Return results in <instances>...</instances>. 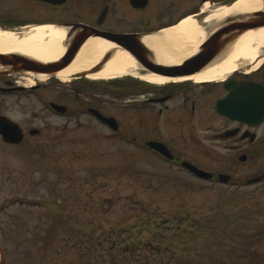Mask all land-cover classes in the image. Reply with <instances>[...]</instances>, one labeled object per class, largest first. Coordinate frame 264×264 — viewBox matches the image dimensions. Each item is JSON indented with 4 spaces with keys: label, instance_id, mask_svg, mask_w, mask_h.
<instances>
[{
    "label": "rangeland",
    "instance_id": "1",
    "mask_svg": "<svg viewBox=\"0 0 264 264\" xmlns=\"http://www.w3.org/2000/svg\"><path fill=\"white\" fill-rule=\"evenodd\" d=\"M23 75L28 79H16L25 85H44L6 99L12 107L7 113L42 136L29 148L0 146V206H6L0 213V264H264V180L236 186L232 180L192 178L122 141L88 139L91 129L104 130L84 115L67 122L46 105L59 99L80 111L85 96L98 94L101 107L122 127L145 130L146 120L158 118L152 132H171L169 140L174 133L194 132L199 141L185 143L184 154L213 172L260 174L264 145L245 150L244 160L236 152L229 157L207 122L166 127L169 112L131 108L125 101L130 87L87 89L75 97L68 79ZM189 83L202 93L201 84ZM149 241L162 248L155 250ZM119 246L125 252L120 261L115 258Z\"/></svg>",
    "mask_w": 264,
    "mask_h": 264
},
{
    "label": "flooded vegetation",
    "instance_id": "2",
    "mask_svg": "<svg viewBox=\"0 0 264 264\" xmlns=\"http://www.w3.org/2000/svg\"><path fill=\"white\" fill-rule=\"evenodd\" d=\"M206 1L209 2L211 8L204 12L202 6ZM231 1L232 0H0V27L15 31H22L26 26L43 23L64 27L67 31V39L64 44L68 47L71 45L76 33L84 29L86 39L98 36L114 45L109 51L110 57L117 48H121L122 43L117 39L118 35L140 39L148 33L159 30L164 24L177 21L181 16L187 13H195L197 19L202 21L206 15L216 9L217 4H227ZM257 28L260 27H255L254 29ZM144 58L142 57L141 61H157L150 51L145 53ZM257 59H262V62L255 68L247 70L248 67L252 66L253 62H258L255 61ZM141 61H136L138 64L136 73H150V69L144 66ZM101 63V66H99V64H94L70 76L67 83L74 88L73 92L75 97H78L80 92H87V89L100 90L111 88V86L115 84H126L130 87V90L128 93L129 97L125 99V101L129 103L128 105L131 108L140 111L144 110L143 112H151L152 109L155 110L159 107L156 111L157 114L161 113L163 110L166 113L169 112V114L165 115V119H163V123L166 127H170L169 125L172 126V124H175L177 128L184 125L192 127L194 125L200 126L202 123L207 122L204 124L205 127L208 129L212 128V134L215 137L214 141H218L219 145H222L229 152V157L231 152H236L238 153V159L241 160L243 156L246 159L247 153H245V150H254L264 145V118L260 123L251 124L232 119L231 116L236 117L239 115L238 111L234 113L231 112L230 115H227L223 114L218 107L219 100L225 98L230 91H233L235 85L253 83L264 88V48L255 59L251 61L241 60L234 73L228 74L224 78L201 84L200 86H203V88L200 92L202 93L198 92L197 94L195 93V88H190V81L155 85L135 77L132 72L122 78L116 79L93 80L89 78L88 75L92 73L91 71L102 68L104 63L103 65ZM25 73L27 72L12 71L0 73V98L2 100L0 116H5L13 120L7 113L8 109H12V107L8 106L6 99H11V97L17 99L18 96L24 93L32 94L34 90L44 85L41 82H35L28 86L16 79L17 77L20 79H28V77L23 75ZM227 84H230L231 87L228 88ZM205 99L209 101L207 106L206 104H201ZM84 101L86 105L80 106V111L70 108L59 99H48L46 108L49 109L52 115L67 118L65 120L67 122H70L68 118H77L84 115L91 124H96L101 130H104L102 132H94L95 128L91 129L92 132L88 134V139L94 138L101 141L104 136V139H107V141H122L123 143L129 144L134 150L142 154L144 153L161 163H165L169 167H174L177 171L183 172L192 178H196L189 169L182 166V162L186 161L200 167L193 158L184 154V149L182 148L185 143L189 144L198 140L194 132L189 133V135L181 134L179 137L174 133V139L169 140V137H172L171 132L162 133V136H159L158 132L160 131L152 132V128L156 125L155 123H157L158 118L157 120L156 118L153 119L151 122L143 118V116L140 117V121L145 119L148 124L145 130L135 127H122L119 120H117L112 113L104 111L103 107H101L104 101L100 98V95H87ZM51 102L64 104L67 110L63 113H57L49 107ZM230 107L241 109V106L238 105H231ZM99 114L111 120H105L99 117ZM173 115H178L174 123L173 120H169V117ZM183 115L184 117H182ZM13 121L19 125V122L15 119ZM67 122H65L63 128L68 125ZM18 129L22 132V140L18 143L8 141L0 134V146L2 148H19L20 146L29 148L30 146H34L38 138L42 136L40 129H35L33 127L22 128L20 125ZM158 129L161 130V128ZM176 133L178 135L180 134L179 132ZM98 134L102 136H98ZM178 139H181L182 142H179ZM149 142L162 143L167 148L171 157L162 155L159 151L149 146ZM226 155H228V153H226ZM211 172L215 177L214 182H218V174H226L230 176L231 179L234 180V184L237 185L238 181L242 182V180H246V182H251L257 177H262L264 170L261 171L260 174H255L252 177L246 175L236 176L234 173L226 171ZM263 180L264 178L262 177L259 182ZM239 186H241V184ZM5 211L6 206H0V213Z\"/></svg>",
    "mask_w": 264,
    "mask_h": 264
},
{
    "label": "bare ground",
    "instance_id": "3",
    "mask_svg": "<svg viewBox=\"0 0 264 264\" xmlns=\"http://www.w3.org/2000/svg\"><path fill=\"white\" fill-rule=\"evenodd\" d=\"M209 10V4H203V11ZM264 10V0H236L230 5H223L210 12L202 20V24L194 15H187L176 24L164 29L144 35L143 43L153 51L155 59L159 62L177 64L184 58L191 56L198 49L201 42L209 32L220 27L227 18L236 14L251 13ZM67 31L64 27H57L49 23L26 26L22 31L3 29L0 27V53H15L29 56L41 61L56 60L64 50L63 42ZM113 44L99 37H90L82 43L75 53L69 66L54 73L61 80L69 79L74 73L100 63L95 73L88 75L92 79L118 78L129 73L146 82L163 85L170 82L193 80L206 82L224 78L235 71L239 62L251 61L264 48V26L249 29L236 38L217 61L203 70L186 76H166L155 73L137 74L138 64L133 56L123 48L117 50L109 57ZM106 54V56H105ZM105 56V57H104ZM262 62L258 60L256 66ZM4 68L0 64V69ZM30 76L43 80L50 75L44 72L26 71Z\"/></svg>",
    "mask_w": 264,
    "mask_h": 264
},
{
    "label": "water",
    "instance_id": "4",
    "mask_svg": "<svg viewBox=\"0 0 264 264\" xmlns=\"http://www.w3.org/2000/svg\"><path fill=\"white\" fill-rule=\"evenodd\" d=\"M233 16V18L228 17L226 22L209 33L194 54L184 58L177 64L159 62L158 60H154L153 62L148 60L141 61L146 52L150 51L153 53V51L143 43L142 38L136 39L131 36L118 35L117 39L122 43L121 48L129 52L135 61H141L144 66L150 69V73L153 72L155 74L166 76H186L197 73L217 61L225 54L229 45L247 30L264 26V10H256L251 13L236 14V16ZM85 36L86 33L84 29L78 31L73 38L71 45L68 47L64 44L67 39L66 34L63 42L64 50L61 55L53 61H41L15 53H0V64L4 66V68L0 69V73L12 71H35L53 74L71 64L77 48L88 40ZM97 70L98 69H95L91 72L95 73ZM227 87L230 88L231 85L227 84ZM51 105L54 109L61 112L66 109L64 105L57 103H51ZM231 105L241 106V109L231 108ZM218 107L223 114L227 115H230L231 112L234 113L238 111L239 115L236 117L231 116L232 119L251 124L260 123L264 118V88L253 83H241L235 85L233 91H230L225 98L219 100ZM103 118L105 120H111L110 118ZM18 128L19 126L17 123L5 116H0V134L3 135L5 139L11 142L21 141L22 132L19 131ZM149 144L162 153L168 152L167 148L161 143L150 142ZM241 159L244 160V156ZM183 164L199 176L204 178L211 176V173L188 162H184ZM219 177L222 180H227L229 178V176L222 174H220Z\"/></svg>",
    "mask_w": 264,
    "mask_h": 264
},
{
    "label": "trees",
    "instance_id": "5",
    "mask_svg": "<svg viewBox=\"0 0 264 264\" xmlns=\"http://www.w3.org/2000/svg\"><path fill=\"white\" fill-rule=\"evenodd\" d=\"M115 87H118V88H121V89H123V90H128V88H129V86L128 85H126V84H117V85H115ZM127 244V246H130V247H132L133 245L131 244V243H126ZM148 245L149 246H152V247H154V249L155 250H159L160 249V247H161V244L159 243V244H157V245H153V243H152V241H149L148 242ZM160 245V246H159ZM162 248V247H161ZM123 247L122 246H119L118 247V252H117V255H116V259H118L119 261L120 260H122V257H124V255H125V252H123ZM111 261H113V259L111 260ZM127 264V263H126Z\"/></svg>",
    "mask_w": 264,
    "mask_h": 264
}]
</instances>
